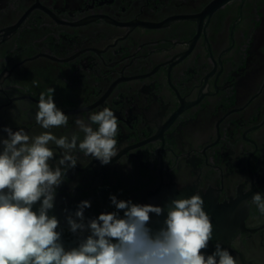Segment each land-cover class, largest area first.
<instances>
[{"label": "flooded vegetation", "instance_id": "obj_1", "mask_svg": "<svg viewBox=\"0 0 264 264\" xmlns=\"http://www.w3.org/2000/svg\"><path fill=\"white\" fill-rule=\"evenodd\" d=\"M211 1L0 0V139L5 127L45 131L35 115L49 89L69 117L57 136L104 107L118 118V155L102 165L76 152L55 188L66 250L89 235L67 222L81 202L87 224L117 211L111 196L143 204L170 183L226 205L222 248L264 264V214L251 202L264 197V0L206 15ZM50 147L55 168L63 150Z\"/></svg>", "mask_w": 264, "mask_h": 264}, {"label": "clouds", "instance_id": "obj_2", "mask_svg": "<svg viewBox=\"0 0 264 264\" xmlns=\"http://www.w3.org/2000/svg\"><path fill=\"white\" fill-rule=\"evenodd\" d=\"M53 93L49 89L39 96L35 122L45 131L29 135L23 128L3 129L8 138L0 139V264H238V258L220 243L211 255L204 254L214 225L198 191L173 199L157 230L149 227V214L162 215L160 206L111 196L117 211L101 213L85 224L83 209L90 203L83 201L75 219L69 216L67 222L73 233L87 230L89 235L78 247L66 250L56 231L58 219L47 214L54 206L55 188L76 166V152L107 165L122 146L116 139L118 118L108 107L89 113L87 120L77 117L78 133L55 135L51 129L66 127L69 117L57 108ZM50 145L63 150L55 168L49 163L55 157ZM41 199L38 212L33 211ZM251 202L264 214L260 193H254Z\"/></svg>", "mask_w": 264, "mask_h": 264}, {"label": "water", "instance_id": "obj_3", "mask_svg": "<svg viewBox=\"0 0 264 264\" xmlns=\"http://www.w3.org/2000/svg\"><path fill=\"white\" fill-rule=\"evenodd\" d=\"M228 1L230 0H212L205 7L204 12L206 13V15H208L219 5L224 4ZM196 192L197 191L195 190L194 187H189V186L177 187L175 184H170V183L161 184L154 191L147 192L146 195L143 197V204L160 206L164 209V213L160 216H157L155 213L149 214L151 218L149 227L152 228L153 230H157L161 226H163V222L166 219V214H167V205L173 199L188 198ZM198 192L205 201L204 208L210 215L212 223L214 225L213 239L209 242L207 249L204 250L205 255H211L215 251V246L217 243H220L222 245V241L228 240V238L231 236L232 229L229 228L227 225H225L223 222V216H225L223 209L226 207V205L218 204L216 199H210L203 192L201 191ZM41 204H42V199L41 201H38L33 205L32 210L38 212ZM47 214L49 217L55 216L58 219L57 215L52 209H50ZM56 231L60 233L63 231L60 224L58 225ZM68 244L70 246V249L78 247V245H75L74 243H68Z\"/></svg>", "mask_w": 264, "mask_h": 264}]
</instances>
